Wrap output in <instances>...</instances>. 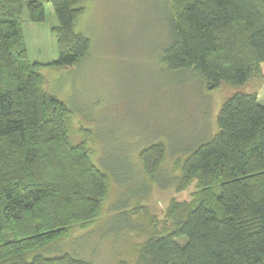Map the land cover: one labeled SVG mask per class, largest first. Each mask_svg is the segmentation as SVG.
Listing matches in <instances>:
<instances>
[{"label":"trees","instance_id":"obj_1","mask_svg":"<svg viewBox=\"0 0 264 264\" xmlns=\"http://www.w3.org/2000/svg\"><path fill=\"white\" fill-rule=\"evenodd\" d=\"M44 1L0 0V264H92L67 252L31 254L92 219L108 181L83 143L70 142L71 112L44 91L39 72L75 67L88 53L89 39L74 31L85 0H47L57 19L58 56L30 62L22 14L43 22ZM165 2V67L194 72L208 90L221 83L242 87L261 74L264 0ZM216 125L181 163V181L197 179L204 197L181 211L173 230L149 235L137 264H264V105L257 93H232ZM163 156L162 144L145 146L144 172L155 175Z\"/></svg>","mask_w":264,"mask_h":264},{"label":"rangeland","instance_id":"obj_2","mask_svg":"<svg viewBox=\"0 0 264 264\" xmlns=\"http://www.w3.org/2000/svg\"><path fill=\"white\" fill-rule=\"evenodd\" d=\"M44 10L41 23L22 14L30 62L58 56L52 32L57 19L47 0ZM74 31L89 39L88 53L75 67L39 72L44 91L71 112L70 142L83 143L108 175L107 188L92 219L74 223L31 254L67 252L92 264H137L145 239L173 230L181 211L204 197L197 179L181 181V163L217 131L225 99L236 91L256 92L264 105V62L261 74L242 87L221 83L212 90L192 71L168 69L160 60L170 35L165 0H85ZM156 143L164 146V156L151 175L140 153ZM209 190L216 192L218 183Z\"/></svg>","mask_w":264,"mask_h":264},{"label":"crops","instance_id":"obj_3","mask_svg":"<svg viewBox=\"0 0 264 264\" xmlns=\"http://www.w3.org/2000/svg\"><path fill=\"white\" fill-rule=\"evenodd\" d=\"M27 1H29V0H22V2H27ZM22 19H23V17H22ZM22 24H23V22H22ZM55 26V25H54ZM53 27V26H52ZM22 34H23V37H24V32H23V27H22ZM25 39V38H24ZM25 41V40H24ZM58 54V53H57ZM27 55H28V53H27ZM28 60H29V58H28ZM34 62H38V63H47L46 61L45 62H42V61H34Z\"/></svg>","mask_w":264,"mask_h":264}]
</instances>
